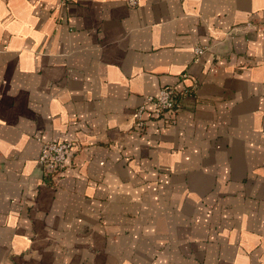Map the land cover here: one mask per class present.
<instances>
[{
  "label": "crops",
  "instance_id": "0c3cea01",
  "mask_svg": "<svg viewBox=\"0 0 264 264\" xmlns=\"http://www.w3.org/2000/svg\"><path fill=\"white\" fill-rule=\"evenodd\" d=\"M0 264H264V0H0Z\"/></svg>",
  "mask_w": 264,
  "mask_h": 264
},
{
  "label": "built area",
  "instance_id": "2783aa9c",
  "mask_svg": "<svg viewBox=\"0 0 264 264\" xmlns=\"http://www.w3.org/2000/svg\"><path fill=\"white\" fill-rule=\"evenodd\" d=\"M130 6H135L137 0H127ZM204 53L202 48H195L194 54L200 56ZM197 87L182 88L179 91L163 88L156 96L145 97L143 103L134 111L132 130L145 133L147 129L146 114L153 117L171 119V115L179 109L180 98L188 95ZM72 151L71 143L45 142L42 144L38 163L42 167L45 179L51 185H56L62 176L69 153Z\"/></svg>",
  "mask_w": 264,
  "mask_h": 264
}]
</instances>
